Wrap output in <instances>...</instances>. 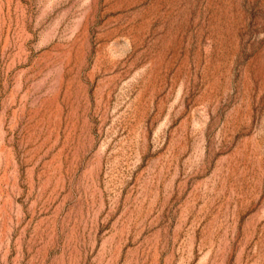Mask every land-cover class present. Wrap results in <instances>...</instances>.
Instances as JSON below:
<instances>
[{
  "label": "rangeland",
  "instance_id": "rangeland-1",
  "mask_svg": "<svg viewBox=\"0 0 264 264\" xmlns=\"http://www.w3.org/2000/svg\"><path fill=\"white\" fill-rule=\"evenodd\" d=\"M0 264H264V0H0Z\"/></svg>",
  "mask_w": 264,
  "mask_h": 264
}]
</instances>
